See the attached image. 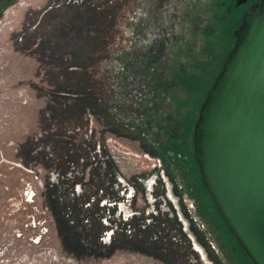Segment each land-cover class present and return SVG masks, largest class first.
<instances>
[{
    "label": "rangeland",
    "instance_id": "1",
    "mask_svg": "<svg viewBox=\"0 0 264 264\" xmlns=\"http://www.w3.org/2000/svg\"><path fill=\"white\" fill-rule=\"evenodd\" d=\"M217 1L4 8L0 264H249L191 154L239 16Z\"/></svg>",
    "mask_w": 264,
    "mask_h": 264
},
{
    "label": "water",
    "instance_id": "2",
    "mask_svg": "<svg viewBox=\"0 0 264 264\" xmlns=\"http://www.w3.org/2000/svg\"><path fill=\"white\" fill-rule=\"evenodd\" d=\"M12 0H0V13ZM198 106L191 153L199 179L250 264H264V0L250 4Z\"/></svg>",
    "mask_w": 264,
    "mask_h": 264
},
{
    "label": "flooded vegetation",
    "instance_id": "3",
    "mask_svg": "<svg viewBox=\"0 0 264 264\" xmlns=\"http://www.w3.org/2000/svg\"><path fill=\"white\" fill-rule=\"evenodd\" d=\"M257 1L258 0H218L215 3L219 6L224 5L226 13L229 14L230 16L236 17L239 15L238 19L237 20L235 19L236 23L232 28L234 29L239 24L243 12L248 10L250 4H253ZM230 35H231V31H230Z\"/></svg>",
    "mask_w": 264,
    "mask_h": 264
},
{
    "label": "trees",
    "instance_id": "4",
    "mask_svg": "<svg viewBox=\"0 0 264 264\" xmlns=\"http://www.w3.org/2000/svg\"><path fill=\"white\" fill-rule=\"evenodd\" d=\"M233 40H234V39H233ZM232 44H233V43H232ZM232 44H231V46H232ZM231 46L227 49V51H226L225 54L223 55V59H222L221 63L223 62V60H224L225 56L227 55V52H228V50L231 48ZM220 66H221V64H220ZM219 68H220V67H219ZM218 71H219V70H218ZM218 71H217V73H218ZM215 76H216V75H215ZM215 76H214V77H215ZM214 77H213V79H214ZM210 84H211V83H210ZM210 84H209V86H210ZM207 90H208V89L205 90L204 95H203L201 101L199 102V105H200V103L202 102V100H203V98H204V96H205ZM191 154H192V153H191ZM192 160H193V158H192ZM193 162H194V160H193ZM194 163H195V162H194ZM204 191H205V190H204ZM205 193H206V192H205ZM206 195H207V194H206ZM207 197H208V196H207ZM208 198H209V197H208ZM209 200H210V198H209ZM210 203H211L210 206H211V207L213 208V210L215 211L218 220H219V221L221 222V224L223 225V227H224L226 233L228 234V236H229V237L231 238V240L233 241L235 247L241 252V254H242V255L245 257V259L248 261V259H247L246 256L243 254V252H242V250L240 249V247L236 244L235 240L232 238V236L230 235V233L227 231V229H226V227H225L223 221H222L221 218L218 216V214H217V212H216V209H215V207L213 206L211 200H210ZM248 262H249V261H248ZM249 264H250V262H249Z\"/></svg>",
    "mask_w": 264,
    "mask_h": 264
}]
</instances>
